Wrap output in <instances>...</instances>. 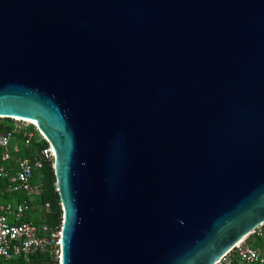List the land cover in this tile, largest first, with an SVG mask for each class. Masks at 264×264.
I'll return each instance as SVG.
<instances>
[{"label": "water", "instance_id": "obj_1", "mask_svg": "<svg viewBox=\"0 0 264 264\" xmlns=\"http://www.w3.org/2000/svg\"><path fill=\"white\" fill-rule=\"evenodd\" d=\"M11 117L54 151L57 264H213L264 223V0H0Z\"/></svg>", "mask_w": 264, "mask_h": 264}, {"label": "built area", "instance_id": "obj_2", "mask_svg": "<svg viewBox=\"0 0 264 264\" xmlns=\"http://www.w3.org/2000/svg\"><path fill=\"white\" fill-rule=\"evenodd\" d=\"M0 129V259L27 261L38 253L58 262L60 225L45 222L55 215L42 202V169L54 165V151L38 127L12 119ZM213 264H264V223L260 224Z\"/></svg>", "mask_w": 264, "mask_h": 264}, {"label": "trees", "instance_id": "obj_3", "mask_svg": "<svg viewBox=\"0 0 264 264\" xmlns=\"http://www.w3.org/2000/svg\"><path fill=\"white\" fill-rule=\"evenodd\" d=\"M8 127L0 125V129ZM42 181L44 185V191L41 196L42 202H49L55 215H48L45 222L49 225H60L62 220V212L60 207L59 198L56 192L55 177L52 166H46L42 169ZM0 264H57V261L52 259L48 254L38 253L31 256L27 261L23 259H17L11 262H5L0 259Z\"/></svg>", "mask_w": 264, "mask_h": 264}, {"label": "rangeland", "instance_id": "obj_4", "mask_svg": "<svg viewBox=\"0 0 264 264\" xmlns=\"http://www.w3.org/2000/svg\"><path fill=\"white\" fill-rule=\"evenodd\" d=\"M12 122H13L12 119L0 118V125L10 126L12 124Z\"/></svg>", "mask_w": 264, "mask_h": 264}, {"label": "bare ground", "instance_id": "obj_5", "mask_svg": "<svg viewBox=\"0 0 264 264\" xmlns=\"http://www.w3.org/2000/svg\"><path fill=\"white\" fill-rule=\"evenodd\" d=\"M2 117V116H1ZM12 119H17V120H24V119H20V118H17V117H11ZM33 123V122H32ZM35 124V123H33ZM36 125V124H35ZM37 126V125H36Z\"/></svg>", "mask_w": 264, "mask_h": 264}]
</instances>
